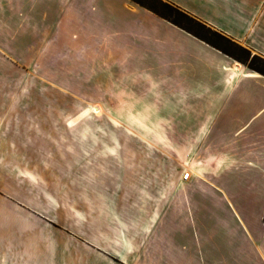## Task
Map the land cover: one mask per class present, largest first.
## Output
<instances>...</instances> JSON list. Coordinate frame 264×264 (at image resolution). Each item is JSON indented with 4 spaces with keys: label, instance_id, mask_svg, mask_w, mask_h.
Returning <instances> with one entry per match:
<instances>
[{
    "label": "crops",
    "instance_id": "1",
    "mask_svg": "<svg viewBox=\"0 0 264 264\" xmlns=\"http://www.w3.org/2000/svg\"><path fill=\"white\" fill-rule=\"evenodd\" d=\"M164 1L264 57V0ZM43 3L54 6L36 12V4ZM16 41L30 48L54 47L59 56L64 49L70 52L72 61L85 65L87 78L111 79L110 85L103 84L109 87L106 92L118 95L115 99L119 104L113 105L114 100H109L103 103L104 110L129 109L131 103L123 94L131 88L138 95L135 104L138 100L154 104L162 99L157 108L162 121L183 126V140L189 142V147L184 152L182 166L189 173L188 179L180 173L175 183L174 159L158 149L151 150V156L157 159L154 168H159L160 159L161 168L163 164L167 166L162 170L168 179L166 184L157 172L148 181L110 184L126 191L125 198L118 197L117 201L121 206L131 207V213L108 214L99 228L114 231L113 225L108 227L105 222H117L122 245L111 242L109 247H102L86 238L99 252L113 255L124 249L127 253L133 250L162 255V264H224L229 256L234 264H264L263 77L232 65L222 53L161 22L128 0H0L1 61L15 63L29 58L27 54L23 58L11 54L5 48L14 46ZM105 64L110 67L107 69ZM9 72L12 71L1 70L0 74L8 77ZM23 72L31 75L29 70ZM159 83L162 90L156 88ZM4 91L5 88L0 94L3 116L10 106L8 92ZM91 108L99 107L87 103L86 110L89 112ZM113 116H107L106 120L119 126L132 124L124 114ZM131 136L132 141L143 142L140 135ZM16 138L18 133H3L0 129V142H8L6 146L11 152ZM92 138L94 142H106L110 135L94 134ZM116 148L114 145L97 148L92 156L97 160L107 154L118 157L120 160L112 163L117 170L120 163L127 172L129 168L141 167L142 161L137 159L141 151L133 150L126 156ZM3 153L0 149V156ZM23 169L31 182L35 169L29 163ZM22 195L24 199L19 195L9 196L20 209L30 203L29 191ZM42 215V219L34 221L38 227L47 228L42 220L52 219ZM26 218L29 219L21 212L15 218L10 216L17 250L9 258L14 264L38 263L39 253L34 252L33 257L24 254L25 238L30 231ZM210 218L212 222H208ZM67 229L71 236H78L73 220ZM38 231L39 250L42 242ZM42 235L46 236L45 229ZM5 241L0 249V264L6 260L7 238ZM211 246L215 247L214 255L206 257ZM115 256L124 260L120 252Z\"/></svg>",
    "mask_w": 264,
    "mask_h": 264
},
{
    "label": "rangeland",
    "instance_id": "2",
    "mask_svg": "<svg viewBox=\"0 0 264 264\" xmlns=\"http://www.w3.org/2000/svg\"><path fill=\"white\" fill-rule=\"evenodd\" d=\"M128 1L133 6L144 9ZM44 3L36 4L34 7L36 12L40 13L44 7L54 6L50 3V5H44ZM181 31L188 37L195 38ZM5 48L10 50L11 54H18L21 58L27 54L29 58L15 63L0 60V71H12L9 72L8 77L6 74H3L4 77L0 74V94L5 88L4 92H8L10 104L6 114L0 115V129L3 133H18V138H16L18 141L13 152L7 148L8 142H0V149L4 152L0 156V249L7 238L6 260L2 264H14V261L11 262L9 258V254L14 255L17 250L14 242L15 229L11 226L10 216L14 215L15 218L19 212L31 219L29 221L26 218L25 224L30 231L26 235L23 250L26 256L33 257L34 252L39 253L37 264H162V255L135 253L133 250L127 253L124 249H120L113 255L103 254L86 238L102 247H109L111 242L117 246L122 245L119 238L121 231L117 227V222H105L108 227L113 225L114 231L106 232L99 229L106 215L131 213L129 211L131 207L121 206L118 204L121 202L117 201L118 197L125 198L126 191L114 188L110 184L118 186L124 180L148 181L156 172L160 180H166L167 177L162 174V170L167 166L163 164L162 169L160 159L159 168L155 169L153 163L157 159L151 156V150L158 149L165 154L168 153L174 159L175 183L180 173L184 174L187 171L182 166V160L184 152L188 151L189 142L183 140V126L162 121V116L157 113L162 99L154 104L148 100H142V102L138 100L140 104H135L138 95H134L131 88H129L130 92L123 94V98L131 103L129 109L104 110V102L114 100L113 105L119 104L115 99L118 95L106 92L109 87L103 84L104 82L110 85L111 79L87 78L85 65L72 61L69 51L63 49L62 56H59L54 47L45 49L42 46H34L30 48L22 41H16L14 46ZM229 49L239 57H243L240 52L233 48ZM250 53L255 55L252 51ZM228 60L236 67L248 70L237 60L230 57ZM105 65L107 69L110 67L108 64ZM24 70L31 71V75L24 73ZM250 72L263 77L257 72ZM11 73H14V78L10 76ZM90 82L93 84H89ZM156 88L162 90L160 83ZM87 103L89 106L94 105L99 108H91L88 112ZM120 113L124 114L127 122L132 124L119 126L106 120L107 116H119ZM166 115L167 112L164 116ZM132 133L140 135L143 142L132 141ZM94 134H108L110 139L108 138L106 142H94L92 140ZM108 145H114L116 149L120 148L126 156L130 154V151H141V158L140 156L137 158L142 161L141 167L129 168L127 172L121 163L117 167L118 170L112 164L115 160H120L118 157H111L107 154L101 160L93 158L94 149H104ZM28 163L36 171L32 173L31 182L29 174L23 169ZM129 172L131 173L130 178H128ZM119 173L120 175H117ZM103 181L106 185L102 184ZM169 181H171L170 176ZM24 185L25 189H23ZM96 186L99 188H95ZM24 191L25 193L29 191L30 203L29 206H21L22 209H20L9 196L19 195L20 199H24L22 195ZM6 200L14 206L6 205ZM42 214L52 219V221L46 219V222L42 220V224L44 223L47 228L42 225L38 227L34 221L42 219ZM71 219L78 236H71L67 229L71 226ZM212 221L213 219L210 218L208 222ZM92 225L94 229L90 228ZM44 229L46 230L45 237L42 235ZM37 231L41 233L40 242H42L39 250ZM210 240L213 241V238L210 237ZM214 251V246L208 248L206 257H213ZM119 252L124 260H119L115 256ZM224 261H226L224 264H234L231 256ZM25 264L35 263L28 261Z\"/></svg>",
    "mask_w": 264,
    "mask_h": 264
},
{
    "label": "trees",
    "instance_id": "3",
    "mask_svg": "<svg viewBox=\"0 0 264 264\" xmlns=\"http://www.w3.org/2000/svg\"><path fill=\"white\" fill-rule=\"evenodd\" d=\"M145 10L151 12L157 17L171 23L179 29L187 32L196 39L202 41L211 48L219 51L220 53L235 59L245 65L248 70L257 72L264 77V58L259 55H251L250 51L243 46H240L231 38L222 34L221 32L212 29L203 22L195 19L179 7L166 2L164 0H130ZM194 26V27H192ZM197 29V30H195ZM243 54L239 57L231 49ZM264 226V214H263Z\"/></svg>",
    "mask_w": 264,
    "mask_h": 264
},
{
    "label": "built area",
    "instance_id": "4",
    "mask_svg": "<svg viewBox=\"0 0 264 264\" xmlns=\"http://www.w3.org/2000/svg\"><path fill=\"white\" fill-rule=\"evenodd\" d=\"M188 177H189V173H184L183 178H184L185 180H187Z\"/></svg>",
    "mask_w": 264,
    "mask_h": 264
}]
</instances>
